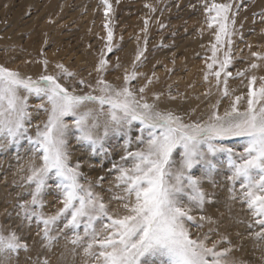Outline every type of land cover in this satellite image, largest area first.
Wrapping results in <instances>:
<instances>
[{"label":"snow or ice","instance_id":"snow-or-ice-1","mask_svg":"<svg viewBox=\"0 0 264 264\" xmlns=\"http://www.w3.org/2000/svg\"><path fill=\"white\" fill-rule=\"evenodd\" d=\"M202 3L207 27L216 29L204 81L211 87L209 78L214 77V86L220 92V99L211 105L206 119L185 122L174 112L159 109V93H153V102L149 103L145 94L151 77L139 88L132 86L138 76L137 62L144 52L139 47L132 70H125L121 84L105 79L108 55L114 48L110 0H100L99 4L104 13L105 35L99 37L104 43L93 68L94 83L83 77L76 79V73L59 62L50 73L47 59L25 61L42 65L35 79L0 64V148L19 146L26 140L31 152L27 174L22 177L30 198L14 205L20 221L16 227L7 231L0 227V264H7L21 251H30L21 232L33 224L41 248L51 249L61 234L71 232L68 243L74 246L73 251L82 248L91 264H244L231 256L233 245L226 235L217 233L218 238L212 239L214 228L195 235L191 228L216 224L211 216H197L194 212L203 213L205 205L213 203L214 194L202 184L208 181L215 188L217 170L225 166L229 199L246 207L251 218L248 228H259L249 235L264 241V76L247 74L260 67L256 61H264V53L252 52L255 60L236 72L237 77H245L247 91L233 95L228 84L233 73L228 68L240 6L234 10L231 0ZM145 7L156 11L151 4ZM148 25L145 19L141 29L145 44ZM225 42L227 49L221 59L218 53ZM209 94L210 90L205 93ZM30 97L40 103L30 105ZM223 98L230 100L221 112ZM41 114L43 119L33 125L34 116ZM136 125L138 134L133 137L130 133ZM30 128L34 134H30ZM109 136L123 139V154L109 169L116 172L115 188L119 191L106 202L95 190L104 177L88 180L82 171L87 161L74 160L70 145L74 140L89 150L90 156L107 157L111 152L104 142ZM230 138L240 140V151L222 143ZM133 144L137 145L135 150H131ZM197 166L200 175L193 173ZM53 188L58 206L45 213L44 196ZM113 201L118 202L116 209H110ZM5 214L11 215L7 209ZM60 223L62 228L57 227ZM34 264L49 261L38 253Z\"/></svg>","mask_w":264,"mask_h":264},{"label":"rangeland","instance_id":"rangeland-1","mask_svg":"<svg viewBox=\"0 0 264 264\" xmlns=\"http://www.w3.org/2000/svg\"><path fill=\"white\" fill-rule=\"evenodd\" d=\"M216 2L225 3L229 0ZM110 3L114 10L111 13L114 48L108 55L110 64L104 74L105 79L121 84L125 70H132V62L139 47L144 52L137 62L135 71L138 76L132 86L139 88L151 77L152 83L148 85L145 94L149 103L153 102V93H159L160 100L156 102L159 109L172 111L185 122L206 119L211 105L220 99V92L214 86V77L209 78L211 87L204 81L206 63L209 62L207 57L211 56L210 48L215 43L216 29L215 26L212 29L207 27L202 0H110ZM231 3L234 10L236 5L240 6L236 17V28L240 34L231 38L232 63L228 71L233 76L229 78L228 84H237L233 87L234 89L236 86L233 95H240L241 92L246 93L247 81L245 77H237L236 72L246 69L255 60L251 56L252 52L264 53V0H231ZM99 4L100 0H0V64L18 69L35 79L41 73L42 65L26 64L25 61L47 59L50 73L56 70L55 64L59 62L75 72L76 79L83 77L94 83L93 68L104 43L99 37L105 35L104 13ZM145 4H151L156 11L151 12ZM145 19L149 21L146 44L145 33L141 31ZM245 22H248L249 29H246ZM160 24L165 27L161 28ZM255 28L259 30L257 37L250 32ZM252 36L253 39L250 40ZM191 49H194L192 54L186 55ZM226 49L225 42L224 49L218 53L221 59ZM117 58L120 65L118 68ZM256 62L260 67L247 74L264 76V61ZM90 71H93L92 77L88 76ZM209 90L210 94L205 95ZM229 100L230 98L221 100V112L228 106ZM37 103H40L37 98H29L30 105ZM30 111L35 112L34 109ZM41 119L43 114L34 116L32 124L35 125ZM136 127L138 125L130 133L133 137L138 134ZM29 131L34 134V129L30 128ZM104 143L111 152L110 156H90L89 150L82 149L74 140L70 147L74 160L79 158L87 161L82 165V171L88 180L94 182L97 177H104L95 190L109 202L112 194L119 191L115 188L116 172L109 169L113 161H118L123 154V139L109 136ZM222 143L237 151L241 150L238 138H230ZM136 147L133 144L131 150ZM30 158L31 152L27 150L26 140H22L19 146L10 144L0 148V227L5 231L20 223L14 205L21 199L30 198L26 194L27 185H24L22 179L27 174ZM176 158H179L178 155ZM220 159H225L223 154ZM217 171L218 174L214 177L217 183L215 188L208 181L202 184L207 192L214 194L213 203L206 204L203 213L194 212L197 216H211L216 224H205L203 229L191 226L193 235L198 231L203 233L208 232L210 227L214 228L215 231L210 234L212 239H217V233H220L231 240L233 258L244 264H264V241L249 235L250 231H259V228L249 229L251 218L248 210L238 200L229 199L228 182L225 179L229 174L227 167ZM193 173L200 175L199 166L193 169ZM236 189L238 191L239 184ZM44 200L43 211H55L58 205L54 188L44 196ZM117 207L118 202L110 203V209ZM5 209L11 213L10 216L5 214ZM57 227L62 228L63 223ZM36 231L35 224L30 228L24 227L21 235L30 244V251H21L11 257L7 264H34L38 253L49 264H91V258L84 255L82 248L73 251L74 246L67 240L72 235L71 232L61 234L52 248L46 250L36 242L39 240Z\"/></svg>","mask_w":264,"mask_h":264},{"label":"bare ground","instance_id":"bare-ground-1","mask_svg":"<svg viewBox=\"0 0 264 264\" xmlns=\"http://www.w3.org/2000/svg\"><path fill=\"white\" fill-rule=\"evenodd\" d=\"M218 3H219V2H218ZM237 22H239V21H237ZM245 23H246V25H245L246 29H249V26L247 25L248 22H245ZM236 26H237V25H235V33H234V36H238V35L240 34V31L238 30V28H236ZM250 32L256 34V37L259 36V33H258L259 30H258V29L256 30V28H255V29H251ZM254 34H253V35H254ZM247 38H248V37H247ZM251 39H253V36L250 37V40H251ZM254 41H255V40H254ZM249 42H250V41H249ZM251 42H253V40H252ZM193 50H194V49H191V51H189L188 53L186 52L185 54H186V55H187V54L190 55V54H192ZM234 85L237 86V84H234ZM234 85H233V86H229L231 90L233 89ZM236 86H235V88H236ZM235 88H234V89H235ZM238 88H239V90H240V87H237V89H238ZM234 89H233V90H234ZM241 89H243V88H241ZM234 91H235V90H234ZM235 92H236V91H235ZM235 92H234V93H235ZM237 92H238V90H237ZM241 93H242V92H241ZM235 95H236V94H235ZM237 95H238V94H237Z\"/></svg>","mask_w":264,"mask_h":264}]
</instances>
